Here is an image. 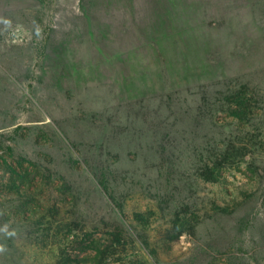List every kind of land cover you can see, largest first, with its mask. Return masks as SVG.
<instances>
[{
  "label": "rangeland",
  "instance_id": "obj_1",
  "mask_svg": "<svg viewBox=\"0 0 264 264\" xmlns=\"http://www.w3.org/2000/svg\"><path fill=\"white\" fill-rule=\"evenodd\" d=\"M243 85L240 123L227 97ZM0 142V264L78 254L70 223L106 237L99 179L132 258L264 264V0H0Z\"/></svg>",
  "mask_w": 264,
  "mask_h": 264
},
{
  "label": "trees",
  "instance_id": "obj_2",
  "mask_svg": "<svg viewBox=\"0 0 264 264\" xmlns=\"http://www.w3.org/2000/svg\"><path fill=\"white\" fill-rule=\"evenodd\" d=\"M249 93L250 91L248 85H243L239 90L233 92L227 97V112L240 123H243L248 120L251 115L255 114L253 95H250ZM204 100L206 101L205 98ZM2 144L3 143L0 142V146H2ZM9 150L12 151L11 148H9ZM222 156H225V154H222ZM9 170L12 172L13 176H19L17 170L12 165H9ZM223 174L224 170L219 168L218 164L216 168L208 170L207 179L212 183H220L224 178ZM26 182L27 181H22L20 185H15L17 181H12L15 189H18L19 191L24 190L27 192L28 197L32 199L34 198V195L30 190L31 187L28 188L25 186ZM98 182L111 201L115 204L118 212L117 213L116 210L114 211L115 220L113 228L106 233L107 235L103 239H96L93 238L92 233L89 232H85L83 236L76 234L71 223L67 224L66 226L68 230L67 235L65 234V238L68 241V246L78 249L79 253L67 254L66 251L61 250V253L57 257V264H147L146 261L139 258H132L129 255V251L134 249L138 240L136 239L134 232L131 231L130 227L127 226L126 221L124 220L126 212L123 204L115 197L114 193L111 191L112 189L109 183L105 179H99ZM35 202L36 201L34 200H32V202L28 201L23 205V207L34 209L33 204H35ZM218 209H221L225 213L228 212L227 207H218ZM39 210L41 213L40 222H43L44 219L55 217L54 215L57 209L54 206H49L46 209L41 204V206H39ZM134 218L139 222H143L142 220L146 221L144 219V214L141 213H135ZM177 224L178 221L176 222V226H178ZM136 235H138L140 239H143V244L146 248L149 247L147 241H145L140 234ZM179 236L180 233L172 234V238L174 239H178ZM151 255H154L158 261L152 263L151 260H148V263L159 264L160 260L158 258L160 255L157 254V251L152 250L150 256Z\"/></svg>",
  "mask_w": 264,
  "mask_h": 264
}]
</instances>
